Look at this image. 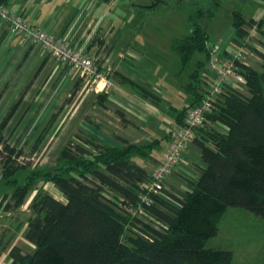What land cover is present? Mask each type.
I'll return each mask as SVG.
<instances>
[{"label":"trees","instance_id":"obj_1","mask_svg":"<svg viewBox=\"0 0 264 264\" xmlns=\"http://www.w3.org/2000/svg\"><path fill=\"white\" fill-rule=\"evenodd\" d=\"M8 1L0 0V4L8 5ZM214 1L210 8L200 7L190 15L189 34L171 41L179 58V72L190 69L183 84L190 94L189 102L182 108L171 106L177 122H183L188 111L200 103L215 78L207 29L220 5L219 0ZM166 2L152 0L141 6L151 10ZM234 14V40L244 50L247 48L245 52L257 51L264 60V52L250 41L254 25L264 37V19H247L239 10ZM232 51L223 49L225 55ZM198 53L204 56L197 57ZM261 66L237 61V71L244 75L243 84L249 94L235 87L236 83H228L217 95L215 110L207 120L220 122L228 129L222 131L206 124L198 130L194 142L201 147V169L191 187L179 193L164 189L170 199L152 194L153 201L145 205L161 222L160 227L133 215L127 206L140 202L139 183L149 175L148 169L132 161L133 157L150 156L162 138L144 143L123 140L121 146H115L81 131L78 140H70L61 148L52 169L33 167L22 175L21 171L31 166L21 159L24 149L4 136V125L12 112L7 114L0 123V166L4 176H13L10 179L14 181H8L14 191L11 196L6 191L0 196V209L4 205L16 209L24 204L37 179L54 182L65 200L39 189L29 204L31 214L24 232L25 238L36 244L35 249L24 252L12 244L15 235L6 240L2 232L0 255L9 246L10 264H231L232 250L208 247L206 242L218 234L219 220L229 206L245 207L264 218V63ZM133 85L142 96L159 101L149 88ZM101 95L105 98L108 94ZM114 111L126 121L123 110ZM106 188L122 196L125 205L107 200ZM128 229L135 235H129Z\"/></svg>","mask_w":264,"mask_h":264},{"label":"rangeland","instance_id":"obj_2","mask_svg":"<svg viewBox=\"0 0 264 264\" xmlns=\"http://www.w3.org/2000/svg\"><path fill=\"white\" fill-rule=\"evenodd\" d=\"M20 1H33L37 3L40 8L45 9L47 17H52V15L58 11L61 2L64 0H53L50 3L45 0H11V5L15 8H19L18 2ZM72 1L78 4L82 2L89 4L92 2V0ZM99 1L106 7L108 22L113 21L115 24L112 35L119 33L115 48L120 50L122 47L123 49L126 41L129 38H134L135 42L132 43V45L136 46L137 49L139 48L138 51H141L143 56V60L138 63L140 65L139 70L145 73L149 83L157 87L159 94L162 97L164 96L163 105H165V109L159 105L162 111H165L164 115L158 117V115L155 114L157 116L156 120H159L160 123H164L163 128L160 129L161 133H164V131L168 130L167 128L171 126L169 120L174 117L176 112L175 110H170V106L166 103V99H169L171 103L179 108L187 104L190 99V94L184 91L183 88V84L188 80V72L190 69L179 72V58L171 48V41L173 38L185 37L189 34L191 27L189 21L190 15H193L200 7L205 9L210 8L214 5L215 1L185 0L184 3H182L179 0H167L166 3L151 10L142 7L141 4H148L152 0ZM219 1L220 5L215 14L209 19L207 25L210 34L209 43H219L222 49L241 48L239 43L234 40L236 37V29L233 23L235 18L234 12L236 10L241 11L247 19L251 17L257 19L264 17V0ZM250 41L260 51L264 52V37H262L260 33L251 34ZM245 50H247V48H245ZM203 56L204 55L199 53L197 54V57ZM254 57L255 56H253V58H248V60L253 66L261 69V62ZM96 59L99 61V58ZM206 67H209L208 62ZM106 71L107 73L110 72V70L107 69ZM12 77H14V75H12ZM80 77L82 76L80 75ZM210 77V79H213V75ZM3 82V79H0V91L1 88H4ZM20 84V82L15 84L13 79L10 80L5 87L0 104H3V102L6 103L8 100L4 98L9 97V95L11 97L12 94L14 96L12 95L13 99H11L15 101L16 97L19 95V90H21ZM87 85L93 89L97 86L96 82L92 80H89ZM237 87L241 90H247V87L243 83H238ZM43 99H41V102L38 99L27 100V103L29 102L28 104H25L26 101H24V105L21 107L24 110L21 109V112L19 111V114H16L13 120L8 123L10 125L5 127V137L18 147L24 149V155L21 159L30 163V169L21 171L22 175L29 173L33 167L52 169L61 148L70 140H78L75 136L76 132L77 134L81 133L77 128L78 123L83 118L85 110L91 108V106L89 107L91 102L90 98H84L83 102H81L79 97L76 103L71 100L62 101L63 111H61V115L59 116L58 124L55 127L57 129L54 131L55 133L52 132L41 148H37L36 143L39 141L37 139L40 136L39 131L41 129L39 119L41 120L42 117L31 113H33L34 109L36 110V108L39 109L43 106ZM7 109L0 111V123ZM75 109H77V113L74 115ZM118 117L120 116L118 115ZM145 117H147L145 118L147 123L155 119L153 117V112H149ZM111 118V120H116L115 117ZM117 122H120V119L114 123L110 121L109 126L115 127ZM143 123L146 122L144 121ZM108 131L110 132V129ZM133 132L141 141L144 140V135H149V133L142 128L140 132H138L137 129H131L130 133L132 135H134ZM168 143L169 140L167 138H162L158 146L153 147L151 152L157 154L162 153L166 149ZM132 161L143 164L142 158L138 156H134ZM12 177V175L4 176L3 167L0 166V196H2L5 191L8 192L9 196L13 193L14 187L9 183V181H14V179H10ZM20 178L21 182L25 180L23 176ZM50 184V182L46 183L42 182V179H37L35 186H32L27 193L24 204L16 209H7L5 205L2 206L0 209V233H6V240L8 238L10 240L14 235H19L17 242L23 245L24 238L22 228L31 214L29 204L39 189L48 190L47 187ZM51 188L55 190V185L51 186ZM59 198L65 200L62 194H59ZM106 199L114 201L109 199L108 196H106ZM6 201L8 203L9 200ZM12 206L13 201L10 207ZM218 227V234L210 237L206 242V246L232 250L234 256L231 264H264V218L257 216L245 207L229 206L220 218ZM127 233L129 235H135V231L133 230L128 229ZM8 248L9 246L6 249ZM24 250L28 251L29 248L24 247Z\"/></svg>","mask_w":264,"mask_h":264},{"label":"crops","instance_id":"obj_3","mask_svg":"<svg viewBox=\"0 0 264 264\" xmlns=\"http://www.w3.org/2000/svg\"><path fill=\"white\" fill-rule=\"evenodd\" d=\"M45 1L50 3L53 0ZM179 1L184 3L185 0ZM18 4L19 8H15L11 5V0L8 1V5L12 9L25 15L37 25L51 32L63 34L69 37L76 45L85 47L88 54L99 58L100 65L104 69L110 70L109 75L114 84L105 90L101 89L103 81H101L100 87L99 85L96 86L95 89L90 86L88 87L87 82L89 80L80 72L56 60L38 43L33 42L22 34L14 33L7 23L0 21V79L4 81V88H1L0 91V100L10 80L13 79L15 84L21 83V90H19V95L16 97L15 101L12 100V94L11 97L9 95V97L4 98L8 100L6 103L3 102V104H0V111L8 108L3 115L4 117L12 112L11 118L4 125V136L5 127L10 125L8 123L13 120L16 114H19L22 105H24V101H26L25 104L27 100L31 99H38L41 102V99L45 98L43 99V106L39 109H34L33 113H31L42 117L41 120L39 119L41 129L39 131L40 136L37 139L39 141L36 143V147L41 148L45 141H47L48 136L52 132L55 133L54 131L57 129L55 127L58 124L61 111H63L62 101L71 100L76 103L79 97L81 102H83L84 98H90L91 102L89 107L91 106V108L85 110L83 118L78 123V130L90 134L104 144L121 146L123 140L134 143H144L164 138L168 135L167 133L172 130L173 127L174 117L169 120L171 126L167 128L168 130L164 131V133L160 131L164 123H160L159 120H156V115H158V117L164 115L165 111H162L160 108L161 106L165 109V105H163L164 96L162 97L159 94L157 87L149 83L145 73L139 70L140 65L138 63L143 60V56L141 51H138L139 48L137 49L136 46L132 45V43L135 42L134 38H129L124 44L123 49L122 47L120 50L115 48L119 33L112 35L115 24L113 21L108 22V13L103 3L99 0H92L89 4L86 2L78 4L72 0H64L61 2L58 11L53 14L52 17H47L45 9L40 8L38 4L33 1H20ZM261 18L264 19V17ZM225 49L226 51H232L238 48ZM248 58H253V56L246 52L243 60L251 64ZM254 58L259 60L261 64L264 63L262 58ZM12 75H14V77H12ZM80 75L82 77H80ZM134 83L145 86L155 92L159 97V103L157 102V104L142 96L137 91L136 86L133 85ZM234 86L237 87V83ZM241 91L245 94H249L247 90L242 89ZM101 92H106L108 94L107 97L104 98ZM166 101L170 106V110H172V105L178 107L171 103L169 99H166ZM115 108L124 111L126 116L125 122L118 117V114L114 111ZM149 112H153V117L155 119L147 123L145 119L147 117L145 116L149 114ZM76 113L77 109H75L74 115ZM111 117H115L116 120H111ZM119 119L120 122H117L115 127L109 126L110 121L114 123ZM144 121L146 123H143ZM208 124L216 126L222 131L228 129L220 122L213 123L209 121ZM141 128L149 133V135H144V140L142 141L135 136L134 132V135L130 133L131 129H137V131L140 132ZM109 129L110 132L108 131ZM75 136L78 138L77 132ZM165 138L169 140L167 136ZM168 144L166 149L160 154L152 153L151 149L150 156H138L142 158L143 161V164H139L150 171L164 155L168 148ZM156 146H158V144ZM200 156L201 147L196 142H192L184 154L185 162L181 163L176 170L168 176L166 189L173 193H179L189 189L191 187V181H194L200 174ZM49 182L51 184L48 187L46 186L48 189L46 191L59 198V194H62V192L57 188L54 182ZM53 185H55V190L57 191L51 188ZM162 195L170 199L166 194L163 193ZM26 228L27 222H25L22 228L24 238L23 245L17 242L19 235L13 237L12 243L19 245L23 250L24 247H28L29 250H24V252H31L35 249L36 244L25 238L24 232ZM11 261L12 258L9 254V248L2 251L0 255V264H10Z\"/></svg>","mask_w":264,"mask_h":264},{"label":"built area","instance_id":"obj_4","mask_svg":"<svg viewBox=\"0 0 264 264\" xmlns=\"http://www.w3.org/2000/svg\"><path fill=\"white\" fill-rule=\"evenodd\" d=\"M0 21L7 23L14 33L22 34L38 43L56 60L74 68L88 80L95 81L97 86L100 87V83L103 81L102 90L114 84L109 73L100 65L99 61L88 54L85 47L76 45L69 37L37 25L25 15L5 4H0ZM257 32V25H254L251 28V34ZM247 53L261 59L253 50H248ZM245 54L244 47L225 55L219 43L210 44V66L215 78L212 84L206 88L200 103L188 111L184 121H174L166 152L149 171L148 177L139 183L140 202L135 206H127L133 215L152 222L156 227L163 226L146 210L145 205L153 201L152 194L162 195L164 193V189L167 188L168 176L181 163L185 162L184 154L190 144L194 142L198 130L208 124L207 115L215 110V99L223 86L228 83H245L244 75L237 71V61H244ZM104 195L114 200L119 206L125 205L122 196L108 188Z\"/></svg>","mask_w":264,"mask_h":264}]
</instances>
